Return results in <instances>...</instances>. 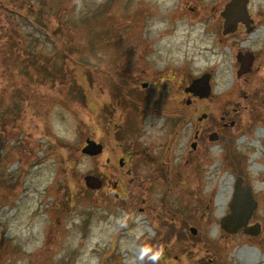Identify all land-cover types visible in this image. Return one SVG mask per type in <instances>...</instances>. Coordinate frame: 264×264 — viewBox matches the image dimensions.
<instances>
[{"label":"rangeland","instance_id":"1","mask_svg":"<svg viewBox=\"0 0 264 264\" xmlns=\"http://www.w3.org/2000/svg\"><path fill=\"white\" fill-rule=\"evenodd\" d=\"M229 1L0 0V264H244L240 250L264 264V0H248L250 32L239 23L223 35ZM247 52L252 64L237 74ZM120 71L142 82L160 72L157 102L170 110L185 85L210 75L209 98L183 103L191 121L173 135L167 186L159 178L137 186L148 168L134 158L133 174L113 169L120 145L151 137L159 147L172 126L143 116L136 134L118 141L101 125ZM196 106L212 130L193 150ZM87 137L101 140L103 153L84 155ZM87 175L101 188H86ZM238 176L257 202L248 221L256 235L220 225Z\"/></svg>","mask_w":264,"mask_h":264},{"label":"flooded vegetation","instance_id":"2","mask_svg":"<svg viewBox=\"0 0 264 264\" xmlns=\"http://www.w3.org/2000/svg\"><path fill=\"white\" fill-rule=\"evenodd\" d=\"M160 73V72H156ZM155 73V74H156ZM153 74V78L155 76ZM209 75V73H207ZM131 75H127L125 72L120 71L119 79L122 82L121 88H120V94L115 96V99L118 98V101L112 100L111 102L105 104L107 106L103 108L102 112H100V119L101 125L105 126L107 129L110 127L112 132L116 133V140L118 141H124L125 139V133H135L136 134V128L139 122H141L143 116L147 117H164V120L171 121L172 126L167 133V135H164L162 138V145L159 147H155L153 143V139L150 137L147 140H141V143L134 144L131 148H126L124 151L122 145H120V152L116 159L111 160V163L113 164V169L117 174H133L135 172L136 166L134 165V159L142 162L144 165L148 168V178L147 183L143 184L142 182L138 183L137 186L140 188H148L152 186L153 178H159L161 181L166 182V186L169 182V173H170V156L169 152L172 149L173 142V135H178L179 129L182 128L184 124L187 123V121H191L190 115L187 113L185 109V105L191 106L193 102H196L198 99H196V96H194V93L187 90L190 84L185 85L184 88H182V94L181 96L176 94L175 98L173 99V106L172 109H168L167 105L164 103H158L157 101H160L158 97H156V94L159 95L161 98L164 92L163 88H161L160 83L155 85L154 79L152 78V81H145L142 82L140 80H137V77H130ZM130 77L131 85L128 86L127 80ZM210 80V75H209ZM210 82V81H209ZM138 83V85H137ZM136 84V85H135ZM153 84L154 86L152 87ZM145 85V86H144ZM166 90V89H165ZM146 91V93H139ZM173 90V92L175 93ZM139 94V99H135L133 102L130 101L128 97H124L123 94L128 95H136L135 93ZM169 92V91H168ZM211 93V92H210ZM117 94V93H116ZM149 95V98L147 97ZM162 95V96H161ZM210 95V94H209ZM208 95V96H209ZM186 96V98H185ZM189 98H188V97ZM156 97V98H154ZM137 98V97H136ZM209 98V97H208ZM147 102V103H145ZM183 103L185 105H183ZM197 103V102H196ZM104 105V106H105ZM199 113L200 116H198V121H201V126H198V129L195 132L196 138H195V147L197 148L198 145V139L200 137V134L203 132H208L212 130L210 128V123L208 121V116L206 112H202L201 109H194V113ZM204 124V125H203ZM135 126V127H134ZM202 127L201 129H199ZM139 128V127H138ZM212 133H216L217 136H219V133L216 131H212ZM132 135L134 138L131 137V142H135L137 139V136ZM209 136V135H208ZM136 137V138H135ZM142 136H140L141 138ZM86 139H93L90 137H87ZM160 138H158L159 141ZM218 139V138H217ZM96 142L102 144V152L104 150L105 145L101 140H96ZM122 144V143H119ZM192 144V142H191ZM190 144V146H191ZM192 147V146H191ZM193 149V150H194ZM132 157V158H131ZM134 158V159H133ZM108 161V160H107ZM110 165V161L107 162ZM150 173L153 174L150 178ZM160 185H163L160 183ZM117 187V184L114 185V188ZM163 186H161V189ZM165 194H163V201L165 203ZM116 197L120 196L119 193L115 194ZM146 200H144L145 202ZM196 231V230H195Z\"/></svg>","mask_w":264,"mask_h":264},{"label":"water","instance_id":"3","mask_svg":"<svg viewBox=\"0 0 264 264\" xmlns=\"http://www.w3.org/2000/svg\"><path fill=\"white\" fill-rule=\"evenodd\" d=\"M247 3L248 0H231L225 5L224 10L221 12V16L224 18L222 31L224 35L236 31L239 23L245 25L247 32L252 30L250 26L252 21L246 9ZM237 59L241 62L237 74H242L249 70L253 55L247 52L244 56L239 54ZM187 90L199 98L208 97L210 93L209 75L205 74L193 80ZM217 138L218 136L215 133L209 136V140L211 141H215ZM191 146L194 148L195 143H192ZM81 152L91 157L99 155L102 152V144L92 139H87L86 145L82 148ZM83 180L85 186L92 190H97L102 186L101 179L93 175H87ZM242 183L243 179L238 177L235 183L233 198L230 202L231 213L221 219V226L227 232L232 233L236 232L239 228H243L245 233L256 235L260 230L259 225L248 226L247 223L257 207V203L252 198L251 189L243 186ZM191 232L195 233V229L191 228Z\"/></svg>","mask_w":264,"mask_h":264},{"label":"bare ground","instance_id":"4","mask_svg":"<svg viewBox=\"0 0 264 264\" xmlns=\"http://www.w3.org/2000/svg\"><path fill=\"white\" fill-rule=\"evenodd\" d=\"M165 36V34H164ZM197 44L199 45H196L198 48V51L196 50V47H195V52H196V57H197V60L202 62L205 60V55H204V50H205V45H204V42H199V40L197 41ZM202 67H204L203 65H201ZM216 104V103H215ZM258 179L262 182H264V176H259ZM206 181H208V179L206 178ZM224 193H225V190L223 187H221V189L219 190V195H218V201L220 204H223L224 202ZM247 251L249 250H240V259L243 261L244 264H251L250 261L252 259H254V257H252V254H250V251L249 253H247Z\"/></svg>","mask_w":264,"mask_h":264},{"label":"clouds","instance_id":"5","mask_svg":"<svg viewBox=\"0 0 264 264\" xmlns=\"http://www.w3.org/2000/svg\"><path fill=\"white\" fill-rule=\"evenodd\" d=\"M151 259L155 260V259H156V257H155V256H153V257H151Z\"/></svg>","mask_w":264,"mask_h":264}]
</instances>
